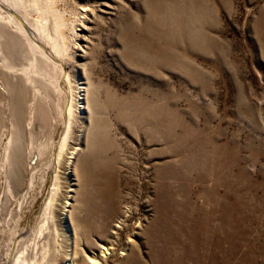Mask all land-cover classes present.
Segmentation results:
<instances>
[{
    "label": "rangeland",
    "instance_id": "obj_1",
    "mask_svg": "<svg viewBox=\"0 0 264 264\" xmlns=\"http://www.w3.org/2000/svg\"><path fill=\"white\" fill-rule=\"evenodd\" d=\"M0 3L8 37L0 55L18 68L0 60V264L31 245L54 183L59 207L79 200V264H264V0L29 7L33 22L51 8L65 13L62 55L28 22L20 34L6 18L21 23V11ZM35 58L30 86L24 69ZM40 77L48 87L38 95ZM79 87L89 91L80 96ZM12 131L11 168L3 154ZM74 149L76 176L67 165ZM54 235L63 258L69 235Z\"/></svg>",
    "mask_w": 264,
    "mask_h": 264
},
{
    "label": "bare ground",
    "instance_id": "obj_2",
    "mask_svg": "<svg viewBox=\"0 0 264 264\" xmlns=\"http://www.w3.org/2000/svg\"><path fill=\"white\" fill-rule=\"evenodd\" d=\"M2 1V0H1ZM43 0H3V2L8 3L9 7H12V9L14 8L17 11H21V16L23 15V18H19L21 23H19L16 19H15V15L13 16L12 13H10V15H8L9 17L6 18L8 19L9 23H12L13 25L15 24L18 28V32L20 34H22L23 36L27 37V29H28V24H26L27 22L30 24V26H32L31 28H33V30H35L39 35L40 38L42 37V39H45L47 41L48 46L51 45L52 48L55 50L56 53L62 55L65 54L66 52L68 53L69 51H67V44L65 42V38L64 37V33L63 31H65L64 29L67 26V19H65V17L57 11H53L51 8V12H46L43 16H42V22H38L35 21L34 18V22L31 21L32 19L31 17V11L28 10L29 7H35V9L37 10L38 8L36 7L38 5L39 2L42 3ZM47 3V2H46ZM52 3V2H50ZM45 4V2H44ZM44 4H42V6H44ZM0 5H3L2 3H0ZM47 5L49 6V4L47 3ZM46 5V7H47ZM7 6V5H6ZM39 6V5H38ZM51 6V5H50ZM5 7V5H4ZM2 8V7H1ZM0 8V9H1ZM6 8V7H5ZM8 8V7H7ZM44 8V7H42ZM49 8V7H48ZM10 8V11L12 10ZM30 9V8H29ZM40 9V8H39ZM50 9V8H49ZM3 10V9H2ZM41 10V9H40ZM39 10V12H40ZM48 10V9H47ZM45 9V11H47ZM1 11V10H0ZM4 11V10H3ZM14 11V10H12ZM44 11V10H42ZM7 12V11H6ZM31 12V13H30ZM18 14V13H17ZM36 14V13H35ZM7 15V13L5 14ZM40 15V14H39ZM41 16V15H40ZM20 17V16H19ZM3 18V16H2ZM1 18V19H2ZM17 18V17H16ZM41 18V17H40ZM69 18V17H68ZM73 18V17H72ZM31 19V20H30ZM4 20V19H2ZM38 20V19H37ZM73 20V19H72ZM72 20L70 19V21L72 22ZM7 22V20H6ZM23 23V24H22ZM69 24V23H68ZM71 26V25H70ZM16 28V27H15ZM68 28V27H67ZM5 29L3 27H1V22H0V46L5 45L6 42L8 41V37H7V31L6 34L3 32ZM13 30V29H12ZM67 30V29H66ZM9 32V31H8ZM12 32V31H11ZM10 32V33H11ZM18 33V34H19ZM34 32H32L31 36H34L33 34ZM30 34V33H29ZM11 35V34H10ZM67 35V33H66ZM9 36V35H8ZM15 36V35H14ZM22 36V37H23ZM36 36V35H35ZM34 36V38L36 39V37ZM38 36V35H37ZM25 37V38H26ZM11 38V36H10ZM20 38V37H19ZM33 38V39H34ZM38 38V37H37ZM69 38V37H68ZM27 39V38H26ZM39 39V38H38ZM67 39V38H66ZM29 41V40H28ZM32 41V40H31ZM30 41V42H31ZM39 41H41L39 39ZM39 41L35 40V42H31L29 44L30 49L34 52V53H38V51L42 50L43 44H41ZM26 42V40H25ZM11 43H13L14 45L16 44V40H11ZM44 43V42H43ZM68 43V42H67ZM45 44V43H44ZM9 46V45H7ZM45 46V45H44ZM13 47V46H12ZM10 47V48H12ZM6 49V48H5ZM14 49V48H13ZM12 49V51H13ZM47 50V48H45ZM52 49V50H53ZM7 50V49H6ZM4 51V48L3 50ZM2 51L0 50V52L2 53ZM11 51V52H12ZM45 51V50H44ZM9 52V51H8ZM46 53V51H45ZM53 53V51H52ZM51 53V54H52ZM55 53V54H56ZM39 54L42 55V53L40 52ZM38 54V55H39ZM44 54V53H43ZM49 55V52L47 53ZM50 54V56H51ZM54 54V53H53ZM9 55V54H8ZM37 55V54H36ZM40 55V56H41ZM60 55H56V56H60ZM67 55V54H66ZM69 55V54H68ZM11 56V55H10ZM46 55H42L41 57H43L44 60L47 61V63H50V59L45 58ZM64 56V55H63ZM0 57H2L1 62L2 64H4V66L6 68L9 69H14L16 67H14V65L11 62V59L6 56V55H0ZM38 57V56H37ZM55 57V56H54ZM12 58V57H11ZM53 59V58H51ZM49 60V61H48ZM54 60V59H53ZM57 60V58H56ZM14 61V60H12ZM37 64V60L35 58V62L33 61L31 65H25L23 66L24 69V73L26 74V82L28 85L31 86V70L35 67V65ZM55 64V63H53ZM51 64V66L53 65ZM57 64V63H56ZM50 65V64H49ZM21 66V67H22ZM18 69V68H16ZM13 71V70H12ZM19 71V70H18ZM21 71V69H20ZM19 71V72H20ZM23 73V72H22ZM34 73V72H33ZM24 74V75H25ZM42 74V73H40ZM33 75V74H32ZM44 76V75H43ZM48 76V75H47ZM34 77V75H33ZM41 81L40 80H36L34 78V82L36 83L37 86V90H38V95L40 93V89H47L48 85L47 82L43 83L42 82V77ZM48 78V77H47ZM39 84L42 86H39ZM49 84V82H48ZM2 85V84H1ZM46 85V86H45ZM51 86V84H49ZM53 86V85H52ZM51 86V87H52ZM51 90V89H49ZM42 91V90H41ZM56 91V90H55ZM54 91V92H55ZM89 88L84 90L81 87L78 88V92H80V96L81 93H85L88 92ZM43 93V92H42ZM60 94V93H59ZM19 95V93H18ZM39 97V96H38ZM42 98V97H41ZM81 100H83L82 98L78 99L77 102V109L78 112L80 114H83V107H81V104H83V102H81ZM74 97L72 98V101L70 103V106L67 109V114H68V118H69V122L67 123V127L66 130L64 132L63 138L60 141V146H59V154H58V160H60V158L62 157V159H64L63 155L64 152L66 150L67 145L69 144V138L71 136V132H72V123H74L72 117L74 116ZM56 103V102H55ZM54 103V104H55ZM58 105V104H57ZM32 106V104H31ZM85 107L88 111V114H90V107L89 105L86 103V106H84V111H85ZM59 108V107H58ZM82 108V110H81ZM86 111V113H87ZM46 112V111H45ZM85 113V114H86ZM31 115V114H30ZM66 116V115H65ZM33 117V116H32ZM34 119V118H32ZM32 124V123H31ZM30 124V126H31ZM37 125V124H36ZM75 127V126H74ZM3 131V130H2ZM75 131V130H74ZM73 135V133H72ZM2 136V135H1ZM1 139V138H0ZM74 139V138H73ZM80 140V139H79ZM15 141H18V138L15 135V132L12 131L11 133V137L9 138V142L7 144L6 150H5V154H3V158H4V162H5V166L8 165V167H14L15 163H17V160H14L15 158L12 156V151H13V147L15 145ZM70 142V141H69ZM5 145V144H4ZM21 145V144H20ZM3 146V144L1 145ZM70 146V145H69ZM69 149V148H68ZM71 149V148H70ZM78 150L79 149H74V152L69 153V155H72V157L68 160V171H72V173H74L73 175L76 176L77 174V166L79 163L75 158L80 157L81 155L78 154ZM15 151V150H14ZM16 152V151H15ZM67 152V151H66ZM65 152V153H66ZM80 152V151H79ZM81 153V152H80ZM80 156H78V155ZM66 155V154H65ZM1 157V155H0ZM79 159V158H78ZM16 161V162H15ZM75 163V165L73 166V164ZM17 166V164H16ZM72 166L74 167V169H72ZM4 168V167H3ZM6 172V171H5ZM7 174V173H6ZM71 174V173H70ZM60 176V175H58ZM60 178V177H59ZM79 178V172L78 175L76 177V179ZM9 180V179H8ZM12 182V181H11ZM60 182V181H59ZM60 185V184H59ZM58 183H54L53 185V189L50 195V198L48 200V202L46 203L45 209H44V213H43V218L42 221L39 224V227L36 230V234L35 237L33 239V241H31L32 243L30 246H24V249H22V251H20V253L18 254V256H16L14 258V264H79V259L82 256V249H81V232L78 233V230L75 226V219L77 217V205H74L77 201L79 203V200L74 198L75 203H69V201L71 200L70 197L66 198L68 200V203H65V207H59L58 204H56L57 200V194L58 193V187H59ZM13 186V185H12ZM8 187V185H7ZM71 187V186H70ZM14 188V187H13ZM8 190V189H7ZM12 190V189H11ZM78 193V192H77ZM77 193H75V195H77ZM27 195V194H26ZM70 195V194H69ZM60 197V195H58ZM26 197V196H25ZM77 197V196H76ZM78 198V197H77ZM25 199V198H24ZM25 201V200H24ZM58 203V202H57ZM23 204V203H22ZM23 206V205H21ZM79 210V209H78ZM63 228L65 234L69 235L68 236V245H67V250L65 251L64 257L62 258L59 254H58V249H61V246L58 247L59 241L54 238V233L58 234L60 232V230ZM78 228L80 229V226L78 225ZM54 238V239H52ZM17 242V241H16ZM22 245V244H21ZM22 247V246H21ZM20 248V247H19ZM17 249V248H16ZM110 250L107 249L105 250V248L102 251L103 255H106L107 252ZM131 257V256H130ZM62 259V260H61ZM130 260V259H129ZM88 264H98L96 260L91 259L90 261H88ZM91 262V263H90ZM87 263V262H86ZM85 264V263H84Z\"/></svg>",
    "mask_w": 264,
    "mask_h": 264
}]
</instances>
